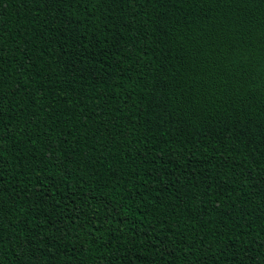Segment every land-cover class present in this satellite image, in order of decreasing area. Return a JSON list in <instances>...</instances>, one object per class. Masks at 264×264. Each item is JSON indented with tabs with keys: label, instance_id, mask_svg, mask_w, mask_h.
<instances>
[{
	"label": "trees",
	"instance_id": "16d2710c",
	"mask_svg": "<svg viewBox=\"0 0 264 264\" xmlns=\"http://www.w3.org/2000/svg\"><path fill=\"white\" fill-rule=\"evenodd\" d=\"M0 264H264V0H0Z\"/></svg>",
	"mask_w": 264,
	"mask_h": 264
}]
</instances>
